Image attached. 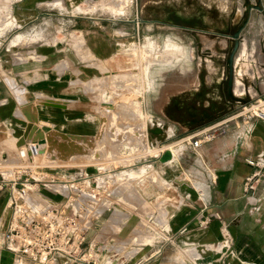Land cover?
Returning <instances> with one entry per match:
<instances>
[{"label": "rangeland", "instance_id": "1", "mask_svg": "<svg viewBox=\"0 0 264 264\" xmlns=\"http://www.w3.org/2000/svg\"><path fill=\"white\" fill-rule=\"evenodd\" d=\"M88 8L89 15L101 14L105 17L117 19V27L121 30L117 36L119 38L113 39L110 37V44H103L104 41L102 43V39L97 37L83 40L80 34L70 37L66 35V33H59L58 28H54L57 31H48L45 37H43L44 35H35L33 36L35 39L29 42V45L35 47L29 59L30 68L38 65L67 67L70 59L59 58L58 51L66 50L71 47L78 56V64L80 66H87L88 71H95L93 74L86 72L78 73L73 77V81L75 82L74 85L57 89L59 90V94L62 93L66 97L71 98L73 105L81 107L82 115L78 113V117L70 119L68 121L70 126L61 124L59 128L61 130H49V133L48 131L42 133L43 130L40 128L42 138L48 139L49 146L47 145L48 147H45L46 149L42 148L45 156H43V158H36L37 161L35 162H40V159H43L44 163L45 161L52 163L55 159L61 160V157H68L69 153H61L58 151L59 145L56 143L54 144L53 141L64 140L67 142L65 137L60 136V133L70 134L73 137V141L71 142L73 144H69L73 145V148H75V145H79L81 148L83 146V149H86L88 152L87 156L74 155L71 159H77L79 161H77V165L74 163L72 165H87L92 169V172L95 173L94 175H96L97 170L100 168L103 169L101 171L102 173L108 174V171L111 173L109 180H107L105 177L106 175L102 173L99 174V176H95V180L97 179L96 181H98V178L103 180L102 176L104 177L107 189L105 193H109L110 196L107 199H103V201L100 200L99 203H94V208L96 211H101L103 209H108L109 211L98 218L93 217V219H91V226L95 231L96 242H101L102 238L104 239L107 236L114 241L116 252H112V254L117 257L123 247H126V252L129 250L127 248H135L132 244L139 236L145 237L143 241L147 243L150 242L149 239L153 236L158 243H163L162 241L166 240L165 236H168L169 241L173 243L171 246L172 251H170L173 257L172 260L168 261H174V264H245V261H248L247 258H250V256H247L246 251L243 250L237 253L233 241L227 244L224 243V239L205 242L200 236V223H196L197 226H194L191 230L185 231L184 229H180L177 231V228H173V232H168L167 234L161 232L160 228H155V225L151 224L152 220L149 222V219L147 220V218H145L146 214H148V216L157 214L158 222H166V219L163 217L166 211L175 214L176 212L179 213L188 210L196 211L199 209L200 204L197 205L196 201L201 203V199L199 198L200 193L198 192L200 189L196 187L195 184L198 175H193V172H197L198 170L195 160L198 150L193 151L182 146L181 142L177 141L189 134L170 138V140L166 142V144L170 143L167 145V149L173 147L175 149H180L177 159L173 162L176 164L160 167L158 165L151 166L139 162L135 163L134 167L129 168V166L133 164V157L137 156L139 158L141 157V161H149L150 159L148 156L155 155V150L146 146L144 137H141L145 121L150 119V113L144 108V98L146 94H150L155 85V79L150 75L151 72L157 69L165 70L182 61L188 63L193 56V42L188 40L187 43H183L171 35L155 34L146 30L143 31L140 38H131L128 32V29L131 27L128 22L132 21L130 17L133 16V10L135 8L134 0H96L88 4ZM122 29L126 30V32L122 31ZM167 42H171L175 44V46H181L182 54L177 59L173 60L174 51H172V47H166ZM100 43H102V45H100ZM97 44L99 47L95 48ZM38 45H44L48 54L47 56H40V53L37 51L38 48L36 47ZM108 45L115 46L116 52L114 54H103L100 47H107ZM126 48L128 49L124 51ZM93 49H98L96 52L102 59H96L91 53ZM128 52H134L139 56V59L135 58L138 63L135 67L137 69H134L135 76L132 75L133 73L130 74V72L133 71L132 69L111 70L109 66L110 63H106L109 57H113L111 61L115 59L125 60L126 53ZM141 52H145V57L140 56ZM17 60L18 59H15V61ZM164 61L166 64H164ZM35 70L36 69H34V71ZM97 71L100 72L98 73ZM146 75L149 79H152V83L149 87L148 82L145 83V81H147ZM37 76L38 73L36 71L34 73L31 72V81L37 79ZM41 76L43 77V75ZM12 81V85L14 86L15 82L14 80ZM48 87L49 92L55 91L54 87L52 88L50 85ZM15 93L18 94L20 92ZM33 93L37 94L38 90H32L31 95ZM36 96L38 97L39 95ZM18 97L20 98V96ZM71 100L41 97L38 99V105L42 106V101H56L57 103L65 105L67 102L70 103ZM33 104L35 112L38 114L36 104ZM244 107L247 106H243L242 108L244 109ZM242 108L239 109L238 112L241 111ZM21 110L20 112L19 110L17 111V118L14 119L13 123H10L12 121L0 123V180L1 177L4 179L10 178L12 174L11 171L21 165V162L18 161L19 150L15 143L18 136H16V133L13 134L12 131L17 129L18 124L24 127L26 125ZM240 119L241 118L235 119V122H239ZM256 122L262 121L256 119L250 121L251 124ZM75 125L90 127L89 129L91 131H79V129L74 133L62 131ZM57 130L60 133L57 132L56 135ZM48 134L51 137H48ZM229 134L233 138H236L238 135H243L245 133L241 127L237 128L234 126L231 127ZM83 138H86L87 142H84L82 140ZM214 141L215 138L206 143L211 144ZM239 142L240 144H244L245 141L243 138H240ZM246 143L249 144V142ZM46 152H50V154L47 155ZM181 152L187 153L188 155L185 162L180 160L178 162V157L182 154ZM145 156L147 157L143 159ZM260 167L261 168L258 169L260 170V176L264 177V161L260 163ZM190 176H192L194 180H192ZM248 177H251V175L245 178ZM243 184L244 180L241 187L242 192L244 191ZM251 184L256 188V183L254 184V182H251ZM250 192L251 190L249 193ZM243 194L245 193L243 192ZM0 196L5 197L6 202H9V196L3 188L0 189ZM187 196H190V198ZM262 202L263 207L261 206L260 210L264 209V198ZM262 202L257 203L255 207L256 210ZM123 210L125 212H123ZM6 214H10L8 205H6ZM172 220L175 222V220H179V218H172ZM145 222L153 228V232L143 231L146 226ZM2 245L5 248V240L0 238V259L2 260L3 258L9 257L11 261H14L13 264H17L16 261L18 259L9 256L7 252L4 251L5 249ZM96 245L98 246L97 243ZM134 252L135 251L131 252V255H133ZM95 254L96 253L92 252L89 254L90 260L97 261V255ZM159 261L167 260H165L164 257V259H160Z\"/></svg>", "mask_w": 264, "mask_h": 264}, {"label": "crops", "instance_id": "2", "mask_svg": "<svg viewBox=\"0 0 264 264\" xmlns=\"http://www.w3.org/2000/svg\"><path fill=\"white\" fill-rule=\"evenodd\" d=\"M94 1L96 0H0V123L5 121H12L10 123H13L14 119L17 118V111L20 112L23 106L29 102L36 104L39 117L38 125L43 130L42 133L47 131L49 133V130H61L59 129L61 124L70 126L68 122L70 119L78 117V113L82 115L81 107L73 105L71 98L62 93L59 94L57 89L74 85L73 77L78 73L93 74L95 71H88L87 66H80L77 60L78 56L71 47L58 51L59 58L70 59L67 67L38 65L30 68L29 59L35 47L29 45V42L35 39L33 36L44 35L43 37H45L48 31H57L55 30L57 28L59 33H66L70 37L80 34L83 40L97 37L110 44L111 38L118 39L117 36L121 30L117 27V19L105 17L101 14L89 15L88 4ZM137 5L138 0H135L133 16L130 17L132 21H135ZM203 28L207 31L215 30L207 25ZM122 31L126 32L123 29ZM128 32L133 39H138L143 34V30L142 32L133 33L132 27L128 29ZM36 47L41 57L48 55L44 45ZM91 53L96 59H102L96 50H91ZM15 59L18 60L15 61ZM34 69H36L38 76L37 79L31 81V72L34 73ZM12 80L15 82L14 86ZM49 85L52 88L54 87L55 91L49 92ZM31 89H37L38 93L31 95ZM15 92H20L18 93L20 95ZM41 97L65 99L71 100V102L65 104L67 106L65 111L46 110L38 105V99ZM237 113L238 110L224 115L214 121V124H210L199 131L203 134H210L215 138V141L211 144L204 143L198 149L197 157H195L198 170L193 172V175H198L197 181L194 182L196 187L200 189L198 192L200 193L201 203L196 201L197 205L200 204L199 209L176 212L175 214L166 211L163 216L166 222H158L157 214H153V216L146 214L145 218L149 219V222L152 220L151 224H154L155 228H160L161 232L167 234L173 232V228H177V231L180 229L186 231L197 226L196 223H200V236L205 242L224 239L225 232H227L230 241L234 242L237 253L243 250L246 251L247 256H250L245 264H264V209L260 210L261 206L263 207L264 177L259 175L255 190L248 195L244 196L241 189L245 177L253 175V173H260V170H258L260 168L250 167L245 161H257L264 157V123L251 124V120L237 117ZM237 118L241 119L236 123L235 119ZM219 126H223L224 130H219ZM234 126L241 127L245 134L233 138L229 133L231 127ZM24 128V126L18 124L17 129L12 130L13 134L16 133V136H18L16 142L21 137ZM89 128L83 125H75L62 131L74 133L79 129V131L89 132ZM58 130L56 132L60 133ZM240 138H243L244 144H240ZM246 142H249V144ZM187 156V153L182 152L178 157V162L179 160L185 162ZM18 161L20 162L19 159ZM77 161L79 160L75 159L70 162L68 160L69 163L65 164L66 161L64 163V161L55 159L53 161L55 163L48 161H45V163L53 168L48 170L49 173L55 175V177H60L67 175L69 172L67 168L74 167L73 163L77 165ZM40 162H43V159H40ZM173 164L176 163L167 162L162 164L156 162L152 166L162 167ZM88 171L92 172V169L89 168ZM190 177L192 178V176ZM4 190L9 196L8 190ZM187 197L190 198V196ZM57 201L58 196H52L50 202ZM258 202H262V204L256 210L255 207ZM107 211L109 210L103 209L100 212L104 215ZM123 212L125 211L123 210ZM9 216L10 214H6V199L0 196V238L2 240L7 231ZM172 218H179V220L173 222ZM143 231L151 233L154 230L146 224ZM95 237V231L92 227L88 239L92 240L95 245L98 244V246L96 245L99 248L97 261L74 262L63 259L62 261H54L53 264H174V261H168L172 260L173 257L170 252L173 243L169 241L168 236H165L166 240L162 241L163 243H158L154 236L147 243L143 241L145 237L139 236L132 244L135 248H127L129 250L126 252V247H123L120 254L118 253V257L112 254L116 251L114 241L111 238L107 236L104 239L102 238L101 242H96ZM133 251L135 252L131 255ZM7 254L12 256L9 252ZM163 255L167 261H159L164 259ZM2 260L0 259V264L14 263L9 257ZM16 263L32 264L29 261H16Z\"/></svg>", "mask_w": 264, "mask_h": 264}, {"label": "flooded vegetation", "instance_id": "3", "mask_svg": "<svg viewBox=\"0 0 264 264\" xmlns=\"http://www.w3.org/2000/svg\"><path fill=\"white\" fill-rule=\"evenodd\" d=\"M135 21L194 44L191 60L162 70L150 94V118L168 137L198 133L264 96V0H138Z\"/></svg>", "mask_w": 264, "mask_h": 264}, {"label": "built area", "instance_id": "4", "mask_svg": "<svg viewBox=\"0 0 264 264\" xmlns=\"http://www.w3.org/2000/svg\"><path fill=\"white\" fill-rule=\"evenodd\" d=\"M236 115L246 120L256 119L264 122V96L242 108ZM151 122V118L145 121L141 134L148 147L150 145L147 124ZM160 124L156 123L158 127H161ZM218 129L222 131L224 127L219 126ZM211 139H214L212 135L198 132L177 141H180L182 146L196 151ZM168 144H156L153 147L155 155L148 156L149 161L133 157V164L129 168L139 162L152 166L168 150L166 147ZM37 154L38 147L31 142L25 152H18L21 165L11 171L10 178L1 177L0 180V189H7L9 192L10 216L4 236L6 251L16 257L17 261H29L32 264H53L54 261L63 259L74 262L92 261L89 254L92 252L97 255L99 248L88 239L92 230L91 219L103 214L95 210L94 203H99L110 196L109 193H105L107 189L104 177L102 176L100 184L95 180V176H99L103 169H98L94 175L95 173L88 171L87 165L74 166L67 168L69 171L67 175L55 177L48 172L53 169L49 164L28 161L29 157L32 159ZM263 161L264 157L257 161L246 160V164L261 168L260 163ZM109 173V171L108 174L102 173L106 175L107 180L111 176ZM259 175L260 173H253L251 177L244 179V196L248 195L250 190H254L251 182L255 184ZM53 194L58 196L55 204L50 203L49 199L54 196ZM224 236V243L227 244L230 237L227 232Z\"/></svg>", "mask_w": 264, "mask_h": 264}, {"label": "bare ground", "instance_id": "5", "mask_svg": "<svg viewBox=\"0 0 264 264\" xmlns=\"http://www.w3.org/2000/svg\"><path fill=\"white\" fill-rule=\"evenodd\" d=\"M102 43H103V41H102ZM102 43H100V45H102ZM103 44H106V42L104 41ZM98 47H99V45L97 44L95 46V48H98ZM166 47H168V48L172 47L173 48V50H172V51H174L173 60L177 59L182 54V48L179 45L175 46V44H173L171 42H167L166 43ZM166 47H165V49H166ZM100 49H102L103 54H106V55H111V54H114L116 52V49H115L114 45H108L107 47L101 46ZM127 49L128 48L124 49V51H126ZM96 50H98V49H96ZM165 52H166V50H165ZM128 53H126L125 60L115 59L114 61H111V60H113V57H109L108 61L106 63L107 64L110 63L109 66H110L111 70H113V69H120V70L121 69H124V70L127 69V70H131L132 69L133 71L130 72V74L133 73L132 75L135 76L134 69L135 70L137 69L135 67L138 64L137 60L135 58L139 59V56L136 55L134 52L133 53H129V54ZM171 53H173V52H171ZM140 56L145 57V52L144 53L141 52ZM167 61H170V60H167ZM164 64H166L165 61H164ZM163 66H165V65H163ZM146 80L147 81H145V83L148 82V84H149L148 87H149L151 85V83H152V79H149L148 76L146 75ZM131 106H130V108H131ZM42 107L45 108L46 110L47 109H51V110H56V111H65L67 109V107L65 105H63L62 103H57L56 101H54V102H52V101H42ZM135 107H137V106H135ZM21 112H22L23 118H24V120L26 122V125H25V128L23 130V133H22L21 137L16 142V146H17V148L19 150L18 152H21V151L25 152V149L27 148V145L31 144L30 139H34L36 141H39L38 145L36 144L37 147H38V154L35 157H33L32 159L29 157V160H28V161H32L33 160L35 162V161H37L36 158H43V156H45L43 151H42L43 150L42 148H45V147L47 148L49 146V141H48L47 138H42V134L40 133L41 129H40L38 123H37L39 117H38V114L35 112L34 104L33 103H27L25 106H23ZM56 135H57V132H56ZM67 135L68 134H61L60 133V136L65 137V140H67V142H65L64 140H61V141L60 140H54L53 141L54 144L56 143L57 145H59L58 151H60L61 153H69L68 157H61V160L64 161V163L66 161L65 164L69 163L72 160L71 158L74 155L87 156V154H88L86 149H83V146L81 148L79 145H75V148H73V145H70V144H73V143H71L73 141V137L70 134L68 136ZM48 137H51V136L48 134ZM82 140L84 142H87L86 138H83ZM166 147H168V146H166ZM168 150L171 151V153L173 155V159L169 163H173L177 159V156L179 154L180 149L179 148L175 149L173 147L171 149L168 148ZM49 154H50V152L47 153V155H49ZM68 160H69V162H67ZM53 161H55V160H53ZM53 163H55V162H53ZM101 182H102V179L98 178V183L100 184ZM192 184H193V182H192ZM49 199L52 200V196L49 197ZM50 203L55 204L56 202H50ZM8 204H9V202L8 203L6 202V205H8Z\"/></svg>", "mask_w": 264, "mask_h": 264}, {"label": "water", "instance_id": "6", "mask_svg": "<svg viewBox=\"0 0 264 264\" xmlns=\"http://www.w3.org/2000/svg\"><path fill=\"white\" fill-rule=\"evenodd\" d=\"M130 27H132V32H142L143 26L139 23H136V21H130L128 22ZM184 45V44H183ZM177 64V63H176ZM163 69H157L153 72H151L150 75L154 79H156L157 75L162 71ZM154 87V86H153ZM153 92V88L150 92V94ZM150 94H146V97L144 98V108L149 112V101H150ZM150 113V112H149ZM157 121H152L151 123L147 124V138L149 141V145L151 148L155 147L156 144L159 143H166L170 140V137L166 135V126L158 127L156 125ZM32 143H35L38 145L39 141H36L34 139H30ZM23 144V143H22ZM173 157L169 150L165 151L161 157H159L158 162L164 164L167 162L172 161Z\"/></svg>", "mask_w": 264, "mask_h": 264}]
</instances>
